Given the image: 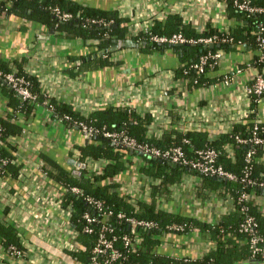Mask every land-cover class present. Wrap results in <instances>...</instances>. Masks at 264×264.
<instances>
[{
	"label": "crops",
	"instance_id": "0c3cea01",
	"mask_svg": "<svg viewBox=\"0 0 264 264\" xmlns=\"http://www.w3.org/2000/svg\"><path fill=\"white\" fill-rule=\"evenodd\" d=\"M78 1L116 10L129 25L150 19L164 20L174 13L199 33L206 31L208 25L228 32L240 23L238 18L228 14L222 0ZM90 45L91 42L81 38L59 35L39 22L0 14V59L13 72L16 62L24 60V69L37 76L43 94L72 105L85 116L99 108L128 104L137 113L151 114L147 135L156 139H161L170 129L206 131L210 138L217 139L231 132L235 124L246 122L250 113L264 120V97L257 108H251L246 91L259 72L251 62L258 51L250 46L242 44L219 49L221 59L205 74L210 82L193 86L186 79L176 77L175 69L181 62L171 49L147 53L139 47L122 48L112 52L113 65L79 70L81 59L93 51ZM8 109V97L0 89V115L5 116ZM17 122L23 126L22 133L10 139L16 144L13 161L21 168L18 177L0 178V221L17 226L20 241L27 251L26 255L15 259L1 248L0 264H87L74 256L81 247L70 220L44 195L50 186L55 191L51 193L52 200L58 199L64 191L46 171L52 167L51 161L71 172L85 169L89 174L90 165L79 161V147L87 138L81 130L69 128L55 119L42 105ZM228 148L232 152V148ZM137 159L135 155L133 162L138 163ZM260 159L264 161V153ZM85 161L94 168L107 163L106 159L87 158ZM136 171L130 165L120 174L122 191L138 182ZM165 198L162 206L170 211L208 222H216L221 216L237 210L229 194L221 195L216 189L203 188L200 176L192 172H185L179 182L170 185ZM251 198L264 213L263 192ZM69 244L76 247L75 251L68 247ZM215 247L207 232L195 229L167 231L160 236L156 251L193 259ZM241 264L264 263L252 260Z\"/></svg>",
	"mask_w": 264,
	"mask_h": 264
},
{
	"label": "trees",
	"instance_id": "16d2710c",
	"mask_svg": "<svg viewBox=\"0 0 264 264\" xmlns=\"http://www.w3.org/2000/svg\"><path fill=\"white\" fill-rule=\"evenodd\" d=\"M222 1L226 4L228 14L238 18L240 22L228 32L219 31L208 25L206 31L199 33L190 24L184 23L178 13H174L167 15L164 20L155 19L149 32H141L133 38L146 41V45L139 46V48L147 53L174 50L181 62L175 69L176 77L186 79L188 84L193 86L208 84L210 81L205 74L209 69L215 68L218 63L216 59L209 58L201 72L194 67V64L202 56L221 48L230 49L232 46L242 44L258 51V37L260 34L264 36V32H259L264 26V10L249 12L240 9L236 1L241 2L242 0ZM248 2L254 7H264V0H248ZM56 9L71 13L73 18L61 20L56 15ZM0 14L7 17L20 16L26 20L44 24L55 33L67 38H81L91 42L90 46L93 47V51L88 57L81 59L78 65L79 70L113 65L110 50L113 46L112 40L129 37L127 19L121 17L116 10L93 7L78 0H0ZM92 20L95 21L92 22ZM178 32L195 40L201 37L216 36L213 44H219V46L215 45L211 48L209 46L211 43L204 44L200 41L177 45L152 39V35H171ZM258 58L257 53L251 62L264 76V62L259 61ZM23 62L24 60L16 62L14 74L25 80L26 86L35 99H23L0 75V89L7 95L9 107L5 116L0 115V177L19 176L21 165L13 161L16 144L11 142L10 137H17L22 133L23 126L17 121L20 118L29 117L41 105L49 109L55 119H60L69 128L80 130V124L84 123L96 130L87 142L79 147V161L84 162L87 158L107 160L103 172L88 174L84 171L85 169H80L82 172L80 177L74 176L73 172L55 161H51L52 167L46 170L48 175L65 189L61 201L62 206L66 207L69 204L72 206L70 219L79 231L76 241L81 247L80 251L74 252L75 257L89 264L91 250L100 233H104L106 237L113 240L114 246L120 252L119 259L112 261L111 264H241L252 260L264 263L259 254L252 255V248L248 241L250 234L242 230L244 219L251 216L256 222L257 232L264 235V213L252 198L241 203L238 201L243 192L250 193V195H261L264 191L261 187V183L264 182V161L260 159L264 153V142L240 143L236 138L237 136L250 138L255 133L264 139V120L257 121L255 113H250L246 122L235 124L231 132L223 133L217 139L210 138L206 131L190 129L183 131L170 129L161 139H156L147 135V126L152 121L151 114H140L130 105L120 104L99 108L85 116L72 105L43 94L37 76L28 73L23 67ZM0 70L3 73L13 71L1 59ZM253 80L254 78L250 83ZM249 98L251 108H257V100L260 96L250 93ZM105 130L123 131L140 143H148L161 149L180 145L186 157L190 159L195 158L196 151L199 149L213 148L218 152L217 162L232 172L235 179H220L221 177L214 175L201 174L188 165L180 163L172 165L167 158L142 153L138 155L143 161V164L137 166L138 175L150 177L157 180V183L152 185L150 196L147 199L132 202L123 194L118 177L133 164L135 154H131L130 149L125 146L116 144L110 138L105 137L103 135ZM228 145L232 148V154L227 149ZM251 148H254L255 152L251 160H247L246 155ZM185 172L198 174L203 188L216 189L221 195L229 194L234 199L237 210L221 216L216 222H208L184 217L180 213L163 207L160 204V198L169 194L170 185L179 182ZM248 179L251 182H247ZM71 186L79 187L81 193L71 191ZM85 196L100 201L102 208L88 202ZM109 210L112 213L104 215ZM85 213L94 217L95 221L89 223L83 217ZM118 213H123L125 218H119ZM127 217L151 220L158 224V227L151 229L136 226L137 233L142 237V248L138 250H133L122 239L125 234L131 236L135 234L131 232L129 223L126 221ZM171 224L183 225L182 232L195 229L207 232L216 244L215 249L193 259L158 253L156 249L160 236L169 231L167 227ZM85 225L91 226L92 232H84L82 229ZM0 245L7 252L10 246L27 251L20 241L17 226L12 223L0 221ZM105 258V255L96 257L99 262H103Z\"/></svg>",
	"mask_w": 264,
	"mask_h": 264
},
{
	"label": "built area",
	"instance_id": "2783aa9c",
	"mask_svg": "<svg viewBox=\"0 0 264 264\" xmlns=\"http://www.w3.org/2000/svg\"><path fill=\"white\" fill-rule=\"evenodd\" d=\"M236 4L238 5L240 9H244L249 12H256V11L264 10V7L258 8V7L251 6L248 0H242L241 2L236 1ZM56 15L61 20H67V19L73 18V15L71 13L63 12L57 9H56ZM94 21L95 20H92V22ZM153 23H154V19H150L145 22L131 23L128 27L129 36L133 37V36L139 35V33L141 32H149L151 30ZM259 32L260 33L264 32V26L261 27ZM152 39L156 41H160V42H168V43H174V44L194 43L197 41L203 42L204 44H209V43H214L216 36L201 37L198 40H195L193 38H188L184 36L182 33L178 32V33H173L171 35H152ZM258 55H259L258 60L261 62H264V36L262 34H260L258 37ZM221 57H222V51L220 50H217L216 52H208L207 54L202 56L197 63L194 64V67L202 72L204 70V64L208 62L209 58L216 59L218 63ZM0 75L4 77V79L11 85V87L15 91H17L22 96L23 99H35V96L30 92V90L26 86L25 80L22 77L16 76L13 71L3 73L0 70ZM246 91L248 95L250 93H255L258 96H260V98L257 100L258 102L264 97V76L260 72H258L255 75L253 82L247 85ZM256 120L259 121V119H256ZM80 126H81V129H80L81 132L84 134V136L87 139L90 138L96 131L92 126H87L84 123H81ZM103 135L107 138H110L116 144H121L130 150L141 151L143 154H147V155L154 156V157H163V158H167L171 162L188 165L192 169L198 171L201 174L214 175V176L221 177L224 179H235V175L232 172L228 171L227 169H225V167L222 164L217 162L216 159H217L218 152L213 148L212 149H199L196 151L195 158L190 159L186 157V154L182 146L180 145H174L166 149H161L157 146H151L148 143H140L135 138L129 135H126L123 131L118 132V131L105 130L103 132ZM0 136H1V126H0ZM236 138L238 142L240 143H263L264 142V139L255 135V133L250 138H242L239 136H237ZM229 152L230 154L232 153L230 150ZM254 152H255L254 148H251L247 152V155H246L247 160H251ZM135 155L139 158V160L137 159L138 163L133 162L131 166L132 168H135L137 170L138 169L137 166L143 164V161L138 156V154H135ZM90 162H91V159H90ZM90 162L89 161L81 162L85 164L86 166L90 165L91 168H90L89 174H95V173L97 174V173L103 172L104 167L94 168L91 166L92 164H90ZM136 172L138 175V171ZM247 175H248V171H247ZM137 180L138 182L134 183L130 187H125L124 190L122 191L123 194L127 197V199L132 202H135L138 199H144V200L147 199L150 196L152 185L154 183H157V180L151 179L150 177H147V176H139ZM247 182H251V180L248 179ZM261 187L264 188V182L261 183ZM49 188H51V190L48 191L47 189ZM47 189H45L46 192L44 193L45 199H48L50 203L54 202L56 208H59L62 214L64 215V217L70 220L69 224L72 229V232L74 233V236L77 237L79 235V231L75 228V225L71 222V219H70L72 215L71 214L72 206L69 204L66 207H63L61 204L63 192L65 191L64 187H63L64 191L61 192L60 196L56 200H52V196H51V193L54 191L53 190L54 188L50 186V187H47ZM70 190L75 193H81L80 188L77 186H71ZM53 194H55V191L53 192ZM250 198H251L250 193L243 192L242 195L239 197L238 201L241 203V202L249 200ZM85 199L88 202L94 203L95 205H97L98 208H102V204L100 201L95 200L94 198L90 196H85ZM165 202H166V198L165 196H162L160 198V204H163ZM242 209H245V208H242ZM108 213H112V211L109 210L104 215H109ZM117 216L121 219L125 218V215L123 213H118ZM83 217L86 218V220L89 223L95 221V218L92 217L88 213H85ZM126 221L129 223L131 232L135 234L133 236L129 234H125L122 237V239L124 243L130 246L133 250H138L142 248L141 246L142 237L140 234L137 233L136 226H142L147 229L158 227L157 222L151 221V220H142V219H136L134 217H127ZM255 226H256V222L254 218L251 216H247L244 219V222L242 223V230L250 234V238L248 241L252 248V255L259 254L261 258L264 260V235L257 232ZM167 228L169 231L182 232L184 226L178 225V224H171ZM82 230L87 233L92 232V228L89 225H85ZM0 246H1L0 249L1 248L4 249L5 253L10 258L16 259V258H21L22 256L26 255V251H21L20 249H17L15 246H10V248H8V252L2 245ZM68 247L70 249H73L74 251L76 249V247L73 246L72 244H69ZM99 255L106 256L103 262L97 261L96 257ZM119 257H120V252L114 246L113 240L106 237L104 233H100L96 244L93 246L91 250V262L89 264H102V263L111 264L112 261L119 259ZM120 264H125V263H120Z\"/></svg>",
	"mask_w": 264,
	"mask_h": 264
},
{
	"label": "water",
	"instance_id": "95a60500",
	"mask_svg": "<svg viewBox=\"0 0 264 264\" xmlns=\"http://www.w3.org/2000/svg\"><path fill=\"white\" fill-rule=\"evenodd\" d=\"M114 27H116V24H114ZM113 42V46H111L110 50L111 52L116 51L118 49H122V48H137L139 46H143L146 45V41H138L135 38H130V37H126V38H114L112 40ZM180 45V44H177ZM219 46V44H213L211 43L209 46L212 48L214 46ZM131 154H138L141 155L142 152L141 151H137V150H130ZM172 165H176L175 162H169ZM82 174L81 170H74L73 171V175L76 177H80ZM223 179V178H220ZM264 192V191H263Z\"/></svg>",
	"mask_w": 264,
	"mask_h": 264
}]
</instances>
